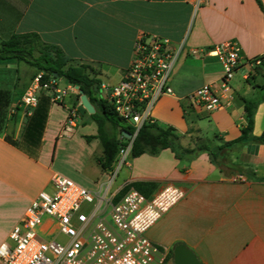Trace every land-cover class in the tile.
<instances>
[{
	"label": "crops",
	"instance_id": "1",
	"mask_svg": "<svg viewBox=\"0 0 264 264\" xmlns=\"http://www.w3.org/2000/svg\"><path fill=\"white\" fill-rule=\"evenodd\" d=\"M260 2L0 0V47L14 34H37L40 44L57 46L71 64L88 65L96 72L100 83L93 96L98 98L101 84L115 85L123 78L141 32L167 37L170 48H183L170 79L174 94L156 103V122L174 128L183 148H195L199 138L213 140L216 147L241 135L247 122L245 101L258 103L253 133L259 136L264 131V0ZM227 41L239 44L244 63L232 80L233 99L224 108L208 111L193 104L188 95L205 83L218 82L223 67L217 57L192 50ZM41 47L35 45L36 56ZM258 57L263 58L260 65L247 62ZM38 72L24 60L0 59V89L10 90L0 132V244L9 239L38 193L53 189L55 172L92 190L109 178V169L103 170L98 162L104 152L98 125L96 132L83 134L91 148L84 168L70 156L64 157L62 165L55 162L56 150L77 139V118L85 124L92 114L82 105L80 88L70 90L62 102L40 93L39 101L41 95L51 99L44 133L38 146L25 138L27 118L37 106L28 113L21 98ZM56 107L68 111L61 115ZM72 109L78 114L76 125L67 130ZM225 157L249 172L219 165L206 151L179 149L178 155L172 148L131 157L130 165L119 172L112 186L115 201L134 184H140L149 198L171 184L185 190L184 198L147 231L154 243L168 251V264H173V248L180 243L192 248L203 264H264V142L224 149L218 161Z\"/></svg>",
	"mask_w": 264,
	"mask_h": 264
},
{
	"label": "built area",
	"instance_id": "2",
	"mask_svg": "<svg viewBox=\"0 0 264 264\" xmlns=\"http://www.w3.org/2000/svg\"><path fill=\"white\" fill-rule=\"evenodd\" d=\"M170 45L167 37L141 32L121 81L100 85V97L132 127L128 129L130 138L121 136L124 144L109 169V178L92 190L55 172L53 189L38 193L9 239L0 244V264H168V251L154 243L147 231L184 198L185 190L171 184L149 198L131 187L115 201L112 186L121 169L130 165L141 128L156 122V103L162 96L174 94L170 79L183 45L176 49ZM192 53L217 57L223 75L218 82L205 83L191 92L189 100L208 111L224 108L233 99L232 80L244 63L241 47L227 41ZM247 62L260 65L262 58ZM44 76L39 71L21 98L28 113L37 106L42 92L49 93L52 101L62 102L70 90H78L74 85L62 86L59 78ZM77 115L75 109L70 110L65 129L76 125Z\"/></svg>",
	"mask_w": 264,
	"mask_h": 264
},
{
	"label": "trees",
	"instance_id": "3",
	"mask_svg": "<svg viewBox=\"0 0 264 264\" xmlns=\"http://www.w3.org/2000/svg\"><path fill=\"white\" fill-rule=\"evenodd\" d=\"M258 1L260 2V0ZM39 41L37 34H14L8 40L2 42L0 59L16 58L24 60L35 65L39 71H44L45 79L64 77L69 84L78 85L80 89H83L90 101L96 106V111L91 114V117L98 125V137L104 150L103 155L98 158V162L103 170L111 169L116 162L121 145L124 144L121 136L126 138L123 130H132V127L117 114L108 100L100 96L94 98L93 93L98 91L100 81L96 72L90 66L73 65L57 46L46 43L40 44ZM37 44L42 46L39 49L38 56L34 53V47ZM9 103L10 90L0 89V132L5 126ZM50 105V97L41 95L37 107L27 118L24 135L26 139L32 141L33 145L38 146L41 142ZM257 105L256 101H245L247 122L241 129V135L234 140L217 144L216 147L212 146L213 140L199 138L195 148H183L180 145L179 136L174 132V128L161 127L157 122L145 124L134 140L132 157L143 153L158 154L161 150L167 148H172L178 155L179 149H183L185 152L206 151L213 162H217L219 165H227L233 171L248 173L249 169L245 166L226 157L222 158L221 161H218V158L219 153L224 149H229L237 144L249 141L264 142V131L259 136L253 133ZM133 186L144 193L140 184H134Z\"/></svg>",
	"mask_w": 264,
	"mask_h": 264
},
{
	"label": "rangeland",
	"instance_id": "4",
	"mask_svg": "<svg viewBox=\"0 0 264 264\" xmlns=\"http://www.w3.org/2000/svg\"><path fill=\"white\" fill-rule=\"evenodd\" d=\"M60 84L62 86H68L69 83L64 77L60 78ZM67 107H70L69 104V99L67 98ZM68 110L63 108V107H56V112H58L61 115H64ZM85 124L82 123L81 118H77V123L79 124V130L80 133L77 135V139L75 142L70 145L68 144L67 146H61L56 150V155H55V162L59 165H62V162L64 160V157L70 156V159L77 162V165H81L84 168V165L86 164L85 157L88 156V153L90 152L91 148L87 145V139L83 135L84 133H90L92 131H97V123L92 119L90 115H88L87 119L85 120ZM55 148H53V151ZM53 157V156H52ZM95 165V164H94ZM80 168V167H79Z\"/></svg>",
	"mask_w": 264,
	"mask_h": 264
},
{
	"label": "water",
	"instance_id": "5",
	"mask_svg": "<svg viewBox=\"0 0 264 264\" xmlns=\"http://www.w3.org/2000/svg\"><path fill=\"white\" fill-rule=\"evenodd\" d=\"M77 87L79 88L78 85ZM80 93H81L82 105L88 110V112L94 113L95 107L90 101L87 94L84 93L83 89H80ZM123 133L128 138L132 136L131 131L128 129H124ZM172 263L173 264H203L199 259L198 255L196 254V252L184 243L177 244L173 248Z\"/></svg>",
	"mask_w": 264,
	"mask_h": 264
}]
</instances>
